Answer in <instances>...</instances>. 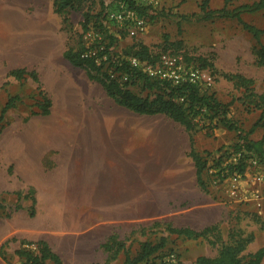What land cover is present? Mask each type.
<instances>
[{
    "label": "rangeland",
    "instance_id": "1",
    "mask_svg": "<svg viewBox=\"0 0 264 264\" xmlns=\"http://www.w3.org/2000/svg\"><path fill=\"white\" fill-rule=\"evenodd\" d=\"M104 1L107 11L119 8L120 2L124 0ZM134 1L139 4L148 2ZM201 1L158 0L153 6L162 10L164 15L154 19L146 16L143 28L126 27L113 20H108L107 24L119 38L118 50L133 42H142L156 53L192 57L191 63L196 66L202 65L198 57L206 59V64L202 66L207 67L214 76V84L206 90L213 91L223 102H233L231 115L248 128L252 111H247L238 100L242 89L235 88L233 81L224 74L240 72L252 77L254 88L263 91L264 66L256 62L255 54L259 44L236 19L187 21L173 15L198 11ZM246 1L252 0H232V4ZM222 3L223 0L210 1L212 7L221 6ZM13 5L14 18L4 21L0 16V110L10 95L19 94L20 99L15 107L6 112L1 129L0 178L5 176L10 183L15 181L21 187L15 192L23 195L24 190H30V184L23 183L15 163L10 162L5 153L11 147L24 143L26 129L55 125L56 119L61 117L72 123L98 112L124 116L134 111L116 103L99 81L88 76L84 67L74 65L63 54L68 46H76L78 43L86 5L84 9L69 10L67 25L62 23L61 15L54 10L52 0H13ZM94 5L99 8L98 3ZM243 18L264 27V10L244 14ZM167 38L171 41L181 40L182 46L175 48L172 45L166 51L162 50ZM97 39L98 34L94 29L83 36L85 44L89 46ZM15 67L37 71L40 84L51 100L50 115L43 117L32 114L33 110H38V82L30 76L18 80L9 75V70ZM130 87L143 95L147 93L138 85ZM143 123V152L138 150L143 168L138 171L143 173V179L148 185L144 200L137 202L139 216L133 220L109 222V218L95 216V211L87 204L80 206L83 214L80 216V210L77 209L78 196H38V213L35 215L41 217L47 227L41 233L17 234L11 238L10 241L16 242L15 250L21 246V240L35 242L45 239L67 264H124V251L117 257H109L102 246L110 234L114 233L119 240L124 241L132 255L137 254L142 241L157 242L161 236H166L165 246L139 264H190L199 255L214 256L221 243L218 238L226 239L229 228L233 226L254 232L256 238L249 244L248 251H255L262 246L264 228L255 221L253 214L257 212L264 218V209L258 211L252 194L258 190L264 198V161H259L249 153L245 158L246 171L238 186H234L228 176L221 179L212 166L214 157L220 153L218 148L224 149L235 142L236 131L218 127L210 133L205 127L195 128L192 135L194 146L208 161L204 170L208 185L205 191L197 183L195 164L190 155L191 133L186 127L165 114H143ZM30 145L29 141L27 146ZM58 150L55 145L45 157V173H48V167H51L52 158ZM239 155L238 151L232 152L227 161L235 162ZM231 188L235 191L231 192ZM157 189L160 194L158 199L151 196ZM11 194H0L5 196L2 200H9V205H6L8 210L13 207L9 199ZM148 198L155 204V200H159V210H150L151 201ZM35 215L32 216L33 221ZM155 220L197 230L215 222L219 225L221 235L218 237L217 232H214L208 237L189 238L169 232L164 224L151 227ZM31 246L35 247L34 243ZM21 262L16 255L11 264ZM47 263L54 264L51 260H47Z\"/></svg>",
    "mask_w": 264,
    "mask_h": 264
},
{
    "label": "trees",
    "instance_id": "2",
    "mask_svg": "<svg viewBox=\"0 0 264 264\" xmlns=\"http://www.w3.org/2000/svg\"><path fill=\"white\" fill-rule=\"evenodd\" d=\"M52 1L54 10L61 15L62 23L65 25L69 21V10L84 9L86 3L89 2L83 10L82 32L78 35V43L76 46H68L63 52L64 56L74 65L84 67L88 76L99 81L106 92L119 105L139 114H165L174 121L184 125L191 133L190 155L195 164L196 179L201 189L208 190L204 177V170L208 161L194 146V137L192 135H194L193 132L198 126L207 128L210 133H213L215 128L218 127H225L237 133L235 142L224 149L218 148L220 153L213 159L212 166L216 168V173L221 179L235 173L244 175L247 165L245 158L249 153L254 155L259 161H264V135L259 139L250 137L256 127H264V90L257 91L254 88V79L252 77L245 76L240 72H227L224 74L227 79L233 81L235 88L242 89L238 100L242 102L247 111L257 109L261 111L253 125L246 129L230 113L233 102H223L216 97L213 91L209 92L188 80L173 83L170 78L152 77L140 65L133 64L132 58H136L139 62L155 64L160 61L163 54L172 55V53L153 52L149 45L142 42H133L122 50H118L119 38L108 27L104 0ZM124 1L150 19H154L158 15H164L162 10L159 11L152 5L139 4L134 0ZM210 1L202 0L198 11L191 14L174 13L173 15L187 21H207L220 18L236 19L257 40L259 46L255 50L256 62L264 66V27H259L243 18L244 14H252L264 10V0L246 1L235 5L232 4V0H223V4L219 7H212ZM96 3H98L99 8H95L94 4ZM90 29H94L98 34V39L89 46L85 44L83 36ZM172 45L178 48L182 46V41H171L167 38L162 50L166 51ZM198 59L202 60V65L206 64V59L201 57H198ZM182 60L188 63L193 62L192 57L186 55ZM202 65L198 66L207 68ZM8 73L18 80L30 76L37 81V91L40 99L37 100L38 110H33L32 114L47 115L50 113L51 100L40 84L37 71L27 70L25 67H15L10 69ZM133 85L140 86L141 90H146L147 93L143 95L135 92L130 87ZM19 99V94L10 95L1 107L0 133L6 112L10 108L15 107ZM237 151L240 153L237 160L235 162L227 161L230 154ZM28 192L26 193L27 196L24 197L31 199L28 211L30 216H34L36 212L34 188L31 187ZM15 193L17 200L11 210L5 211L4 205L0 202V218L9 216L14 209L21 207L19 201L23 196L19 192ZM253 218L260 224L261 228H264V218L261 214L255 212ZM163 224L166 225L165 229L169 232L189 238L208 237L209 234L214 232H217L218 237L221 235L218 223L206 225L202 229L197 230L189 226L175 227L171 223L155 220L151 223V227ZM255 238L253 231H245L243 228L233 226L229 228L226 239L218 238L221 243L214 256L202 254L197 256L190 264H262L264 244L255 251H248L249 244ZM20 242L21 246L15 250V253L22 261L21 264H48L47 260H51L54 264H67L45 239H39L35 242L21 240ZM32 243H34L35 247L31 246ZM165 243L166 236H161L157 242L142 241L137 254L132 255L126 248L125 242L119 240L112 233L102 246L108 252L109 257H117L121 251H124V264H139L164 247ZM0 254L6 259L2 247ZM160 264H164V262Z\"/></svg>",
    "mask_w": 264,
    "mask_h": 264
},
{
    "label": "crops",
    "instance_id": "3",
    "mask_svg": "<svg viewBox=\"0 0 264 264\" xmlns=\"http://www.w3.org/2000/svg\"><path fill=\"white\" fill-rule=\"evenodd\" d=\"M14 15L13 0H0V16L4 21L11 20ZM260 112L257 109L250 113V126L246 129L253 125ZM48 115L50 113L37 116ZM143 131V114L135 112L124 116L98 112L72 123L61 117L56 119L55 125L26 129L24 143L11 147L5 157L15 163L23 183L34 188L35 214L38 213V196H78L80 216L83 215L81 207L87 204L95 211V216L109 218V222L133 220L139 216L137 202L144 200L148 185L143 173L138 171L143 168L142 157H138V150L143 152ZM263 135L264 127H256L250 137L259 139ZM29 141L30 147L27 146ZM55 145L59 150L52 158L48 173H45V157ZM20 188L15 181L10 183L5 176L0 178V194L12 192L9 199L13 207L17 200L15 190ZM156 191L151 196L158 199L159 190ZM26 193L24 190L21 195L20 208L0 218V250L2 247L6 256L4 259L0 254V264H11L15 260L16 242L10 241L11 238L17 234L41 233L47 227L41 217L35 215L32 220L28 211L31 199L24 197ZM148 199L151 201L150 210H159V200H155V204L151 198ZM2 202L6 209L9 200Z\"/></svg>",
    "mask_w": 264,
    "mask_h": 264
},
{
    "label": "built area",
    "instance_id": "4",
    "mask_svg": "<svg viewBox=\"0 0 264 264\" xmlns=\"http://www.w3.org/2000/svg\"><path fill=\"white\" fill-rule=\"evenodd\" d=\"M148 1L145 5H152L158 0H144ZM120 7L117 9H108L107 20H113L126 27L143 28L146 22V16L139 13L136 9L129 6L125 1L120 2ZM154 7V6H153ZM180 56L163 54L160 61L155 64H148L146 62H139L136 58L131 61L135 65H140L152 77L170 78L173 83H179L185 80L198 86L207 89L214 84V76L207 68H201L192 63L184 62ZM236 159V158H235ZM245 174V173H244ZM244 175L233 174L228 176V179L234 182V186H238ZM236 188V187H235ZM235 189L231 188V192ZM255 198L256 207L259 212L263 208L264 198L260 196V192L256 190L253 194ZM1 197V196H0ZM3 198L0 202L3 204ZM5 207V204H3ZM5 211H8L6 208Z\"/></svg>",
    "mask_w": 264,
    "mask_h": 264
}]
</instances>
